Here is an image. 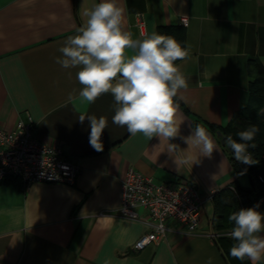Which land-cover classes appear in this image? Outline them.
Wrapping results in <instances>:
<instances>
[{
  "label": "crops",
  "instance_id": "crops-1",
  "mask_svg": "<svg viewBox=\"0 0 264 264\" xmlns=\"http://www.w3.org/2000/svg\"><path fill=\"white\" fill-rule=\"evenodd\" d=\"M99 2L0 0V126L14 130L30 116L32 136L61 144L64 157L81 169L74 186L26 185L16 178L0 183V264H230L217 238L188 235L175 226L158 244L136 251L135 242L148 228L116 211L130 169L155 183L192 180L203 195L238 187L240 177L216 132L206 129L219 147L210 157L188 149L182 137L191 135L196 120L224 128L250 107L249 61L264 67V0H116L133 39L188 19L183 28L190 54L176 63L188 88L178 94L184 97L182 123L170 141L131 136L126 126L112 123V95L93 104L82 101L78 69L55 62L62 55L58 49L85 23L84 11ZM137 14L145 19V35L135 25ZM81 114L107 118L103 151L90 146L89 122L79 123ZM169 142L178 146L175 151H167ZM207 203L211 212L205 207L199 229L219 232L213 201Z\"/></svg>",
  "mask_w": 264,
  "mask_h": 264
},
{
  "label": "clouds",
  "instance_id": "clouds-1",
  "mask_svg": "<svg viewBox=\"0 0 264 264\" xmlns=\"http://www.w3.org/2000/svg\"><path fill=\"white\" fill-rule=\"evenodd\" d=\"M86 21L69 36L58 51L62 54L55 62L64 69L77 68L76 80L82 86L79 97L93 104L104 94H111L115 102L112 123L127 128L131 136L142 134L148 140L159 137L170 141L180 133L178 112L182 95L180 90L188 88L187 78L178 60H185L190 49L181 45L175 37L152 31L141 39H133L123 28V9L116 0H100L84 11ZM186 26V21H181ZM133 54L129 55L128 51ZM71 75V73H69ZM72 95L69 94L71 100ZM89 122V144L103 151L101 140L108 126L104 116L81 114L79 123ZM259 128L251 125L240 131L238 142L231 135L224 143L232 150L236 161L247 165L258 163L249 151L255 148ZM200 156H211L218 145L202 126L195 125L191 135L182 137ZM168 143L167 151L177 149ZM197 163V162H196ZM259 204L240 208L229 215L234 227L228 235L235 241L229 254L238 260L248 258L252 264L264 259V212ZM211 264V261H209Z\"/></svg>",
  "mask_w": 264,
  "mask_h": 264
},
{
  "label": "built area",
  "instance_id": "built-area-1",
  "mask_svg": "<svg viewBox=\"0 0 264 264\" xmlns=\"http://www.w3.org/2000/svg\"><path fill=\"white\" fill-rule=\"evenodd\" d=\"M186 21V26L181 21ZM135 25L145 35V19L137 14ZM180 25L187 27L188 19L180 18ZM33 122H18L14 130L0 126V183L16 178L24 184L53 183L74 186L81 169L64 157L61 144L37 140L32 136ZM264 187V174L256 178ZM214 194L203 195L196 183L187 179H175L155 183L152 178L130 169L122 181L121 205L116 215L140 222L148 228L134 244L141 251L150 244H158L175 227L184 228L186 234L208 238L230 237L225 232H208L199 229L205 204ZM264 197L259 199V206ZM142 208L145 215L138 212Z\"/></svg>",
  "mask_w": 264,
  "mask_h": 264
},
{
  "label": "trees",
  "instance_id": "trees-1",
  "mask_svg": "<svg viewBox=\"0 0 264 264\" xmlns=\"http://www.w3.org/2000/svg\"><path fill=\"white\" fill-rule=\"evenodd\" d=\"M158 33L175 37V39L185 47V32L182 26H159ZM178 61H176V63ZM249 72L252 76V81L249 85L250 107L246 111L235 113L229 124L224 128L213 125H208V127H206L199 120L193 122V127L198 124L205 129H210L214 132L220 131L221 137L219 138L226 139L227 136L231 135L234 140L241 142L237 134L240 131L247 130L251 125L260 123L261 126L258 127L259 131L256 134L255 140L250 142L255 143L256 147L254 149L249 148L253 158L257 160L258 163L247 165L236 161L233 157L232 150L226 144L223 145L226 152L230 155L235 173L240 178L248 175L253 182H255L254 178L256 180L258 175L264 174V111L258 114L260 105H264V67H262L257 60H250ZM256 184L254 183L256 186V190L254 191L242 189L238 185V187L234 189L220 190L213 195V222L215 223V229L217 231L232 230L234 222L229 221V215L238 211L240 208H249L257 205L259 199L264 197V187H260L259 189L258 187L260 184L257 180ZM258 211H264V203L259 206ZM217 239V244L223 248L230 264H249L247 258L244 260H238L229 254L231 246L235 243L231 237L225 236Z\"/></svg>",
  "mask_w": 264,
  "mask_h": 264
},
{
  "label": "water",
  "instance_id": "water-1",
  "mask_svg": "<svg viewBox=\"0 0 264 264\" xmlns=\"http://www.w3.org/2000/svg\"><path fill=\"white\" fill-rule=\"evenodd\" d=\"M216 134L218 137H221L220 131H217ZM224 141H225L224 138H220V142L222 145H225ZM239 185L242 189H245V190H255L254 182L248 175L242 176L239 179Z\"/></svg>",
  "mask_w": 264,
  "mask_h": 264
},
{
  "label": "rangeland",
  "instance_id": "rangeland-1",
  "mask_svg": "<svg viewBox=\"0 0 264 264\" xmlns=\"http://www.w3.org/2000/svg\"><path fill=\"white\" fill-rule=\"evenodd\" d=\"M258 110H259V111H258V114H260L262 111H264V105L261 104ZM255 113H256V112H255ZM255 116H256V115H255ZM256 126H257V127H260L261 125H260V123H257ZM205 207L207 208V212L210 213V212H211V205L208 204V203H206ZM219 232L222 233V232H225V231H219ZM223 237H225V236H223Z\"/></svg>",
  "mask_w": 264,
  "mask_h": 264
}]
</instances>
